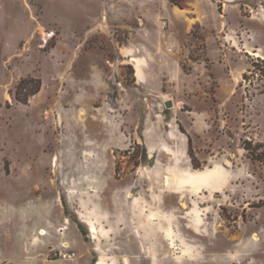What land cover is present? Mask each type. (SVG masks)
<instances>
[{"label":"rangeland","instance_id":"1","mask_svg":"<svg viewBox=\"0 0 264 264\" xmlns=\"http://www.w3.org/2000/svg\"><path fill=\"white\" fill-rule=\"evenodd\" d=\"M0 264H264V0H0Z\"/></svg>","mask_w":264,"mask_h":264},{"label":"trees","instance_id":"2","mask_svg":"<svg viewBox=\"0 0 264 264\" xmlns=\"http://www.w3.org/2000/svg\"><path fill=\"white\" fill-rule=\"evenodd\" d=\"M42 85L39 80H23L16 88V100L24 105H27L29 99L38 95L41 91Z\"/></svg>","mask_w":264,"mask_h":264},{"label":"built area","instance_id":"3","mask_svg":"<svg viewBox=\"0 0 264 264\" xmlns=\"http://www.w3.org/2000/svg\"><path fill=\"white\" fill-rule=\"evenodd\" d=\"M57 256H58V254H57ZM61 256V259L62 260H74L75 258H76V254H74V253H70V254H61L60 255Z\"/></svg>","mask_w":264,"mask_h":264},{"label":"water","instance_id":"4","mask_svg":"<svg viewBox=\"0 0 264 264\" xmlns=\"http://www.w3.org/2000/svg\"><path fill=\"white\" fill-rule=\"evenodd\" d=\"M165 107H166V109H168V110H172L173 109V103L172 102H166L165 103Z\"/></svg>","mask_w":264,"mask_h":264},{"label":"bare ground","instance_id":"5","mask_svg":"<svg viewBox=\"0 0 264 264\" xmlns=\"http://www.w3.org/2000/svg\"><path fill=\"white\" fill-rule=\"evenodd\" d=\"M257 56V55H256ZM92 231H93V233H96L97 231H96V229L93 227V229H92ZM46 233H45V231L43 230L42 232H41V235H45Z\"/></svg>","mask_w":264,"mask_h":264}]
</instances>
